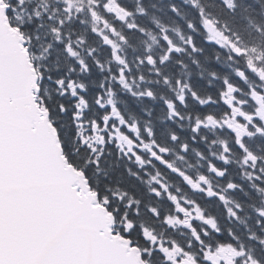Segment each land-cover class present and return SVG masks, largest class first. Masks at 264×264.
<instances>
[{
    "label": "snow or ice",
    "instance_id": "6c2138e0",
    "mask_svg": "<svg viewBox=\"0 0 264 264\" xmlns=\"http://www.w3.org/2000/svg\"><path fill=\"white\" fill-rule=\"evenodd\" d=\"M0 264H264V0H0Z\"/></svg>",
    "mask_w": 264,
    "mask_h": 264
}]
</instances>
